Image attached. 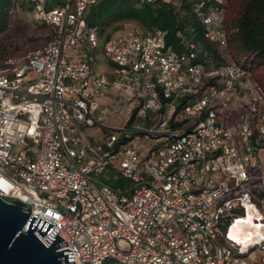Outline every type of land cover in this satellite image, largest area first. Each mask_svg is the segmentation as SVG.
Listing matches in <instances>:
<instances>
[{"label":"built area","instance_id":"1","mask_svg":"<svg viewBox=\"0 0 264 264\" xmlns=\"http://www.w3.org/2000/svg\"><path fill=\"white\" fill-rule=\"evenodd\" d=\"M28 1L52 36L0 72V196L56 223L75 256L61 264H264V88L208 47L228 44L229 0H133L171 5L180 51L137 24L102 42L99 0ZM111 170L130 184L98 179ZM251 209L244 246L231 231Z\"/></svg>","mask_w":264,"mask_h":264},{"label":"trees","instance_id":"2","mask_svg":"<svg viewBox=\"0 0 264 264\" xmlns=\"http://www.w3.org/2000/svg\"><path fill=\"white\" fill-rule=\"evenodd\" d=\"M20 1L23 4L24 0H0V33L11 27L13 10ZM26 2L29 10H32L29 1ZM231 2L229 0L225 18L228 44L223 51L250 68L264 88V78L257 76V70L260 67L264 69V0H242L239 11L233 15L229 14ZM86 20L98 27L102 42L117 29L132 26L127 23L135 21L148 30L155 27L167 30L168 43L177 51L182 48L176 35L178 26L182 23L171 5L163 1L138 4L133 0H99L89 8ZM37 24L51 27L48 23ZM208 47L217 57L225 59L217 46L209 44Z\"/></svg>","mask_w":264,"mask_h":264},{"label":"water","instance_id":"3","mask_svg":"<svg viewBox=\"0 0 264 264\" xmlns=\"http://www.w3.org/2000/svg\"><path fill=\"white\" fill-rule=\"evenodd\" d=\"M20 199L0 196V264H61L75 262L73 250L57 232L55 222L32 214Z\"/></svg>","mask_w":264,"mask_h":264},{"label":"rangeland","instance_id":"4","mask_svg":"<svg viewBox=\"0 0 264 264\" xmlns=\"http://www.w3.org/2000/svg\"><path fill=\"white\" fill-rule=\"evenodd\" d=\"M241 2L242 0H232L229 8L230 15L236 14L239 11ZM19 4L15 6L13 10L14 13L11 27L5 32L0 33V72L11 71L13 66L22 63L29 53L44 48V46L51 38L50 35L52 28L48 25H39L32 20V10H29L26 0H24L23 4H21L20 1ZM53 6V4L48 3L49 8ZM127 24L135 25L137 23L135 21H132ZM137 25L143 27L140 24ZM126 27H128V25H126ZM123 28L124 27L120 29ZM120 29H117L116 31ZM144 29L148 30L146 28ZM221 50L224 54V58L231 61V55L227 52H224L223 47H221ZM93 65L96 70L108 73L111 76L113 75L110 71L112 63L104 53L102 42L96 49ZM257 76L260 79L264 78V69L262 67L257 70ZM244 110V107L236 104L233 108V115L230 122L235 123L237 120H239L242 116V111ZM116 173L117 172L115 170H111L107 173L111 177V179H108L107 175L105 174L99 175L98 179L108 182L114 186L126 187L130 184V180L119 173V179H115L114 176L116 175ZM256 251L264 252L260 247L257 248ZM253 253L254 251L249 254V257H251Z\"/></svg>","mask_w":264,"mask_h":264},{"label":"bare ground","instance_id":"5","mask_svg":"<svg viewBox=\"0 0 264 264\" xmlns=\"http://www.w3.org/2000/svg\"><path fill=\"white\" fill-rule=\"evenodd\" d=\"M253 209L249 210V213L246 218L243 219L245 221V225H242V233L239 232L241 228H232L231 234L238 240L243 242V245L246 246L248 242L251 240L252 236L259 233L260 229L259 226H254V222L252 219L253 216ZM250 226H254V228H251Z\"/></svg>","mask_w":264,"mask_h":264},{"label":"crops","instance_id":"6","mask_svg":"<svg viewBox=\"0 0 264 264\" xmlns=\"http://www.w3.org/2000/svg\"><path fill=\"white\" fill-rule=\"evenodd\" d=\"M111 69H112V67H110V71H111ZM106 74H107L108 76H111V75L108 74V73H106ZM99 100H100L101 102L105 103V102H108V101H109V97L101 96V97L99 98ZM109 120H110V122H112V123H116V121L118 120V117H117V115H115V114H111V115H109ZM94 133H95L96 135H94L93 138H98L99 135H100V133H101V131H99V130L97 129V130H95Z\"/></svg>","mask_w":264,"mask_h":264}]
</instances>
